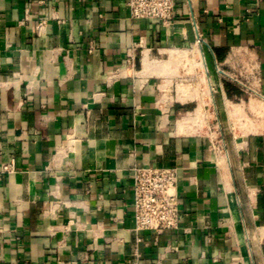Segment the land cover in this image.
Returning <instances> with one entry per match:
<instances>
[{"label": "crops", "instance_id": "obj_1", "mask_svg": "<svg viewBox=\"0 0 264 264\" xmlns=\"http://www.w3.org/2000/svg\"><path fill=\"white\" fill-rule=\"evenodd\" d=\"M231 48L264 95V0H176L167 24L127 0H0V264H264V104L221 83ZM211 102L220 152L188 117ZM145 166L178 168L176 230L135 231Z\"/></svg>", "mask_w": 264, "mask_h": 264}, {"label": "built area", "instance_id": "obj_2", "mask_svg": "<svg viewBox=\"0 0 264 264\" xmlns=\"http://www.w3.org/2000/svg\"><path fill=\"white\" fill-rule=\"evenodd\" d=\"M127 6L133 19L157 20L167 24L174 19L176 0H127ZM195 29L196 44L201 47L196 51L200 64L197 69H200L199 74L203 76L201 82L205 84L209 79L202 51L204 39L196 24ZM136 51V48H131L125 61L126 67L132 71L137 66ZM215 70L222 84H229L242 93L236 104H243L244 101H259L264 104L260 63L249 49L231 48L227 59L215 61ZM188 117L197 123L198 132L207 134L212 149L220 152L224 145V136L218 116L212 109V102L204 110L195 109ZM178 187L179 172L176 167L134 168L133 207L137 234L153 232L160 235L179 227L182 211Z\"/></svg>", "mask_w": 264, "mask_h": 264}, {"label": "bare ground", "instance_id": "obj_3", "mask_svg": "<svg viewBox=\"0 0 264 264\" xmlns=\"http://www.w3.org/2000/svg\"><path fill=\"white\" fill-rule=\"evenodd\" d=\"M205 62V61H204ZM208 82H209V80H208Z\"/></svg>", "mask_w": 264, "mask_h": 264}]
</instances>
